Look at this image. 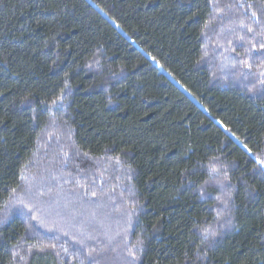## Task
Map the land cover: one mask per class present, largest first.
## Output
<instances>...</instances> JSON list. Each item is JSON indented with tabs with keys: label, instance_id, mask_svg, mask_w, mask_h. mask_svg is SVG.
<instances>
[{
	"label": "trees",
	"instance_id": "1",
	"mask_svg": "<svg viewBox=\"0 0 264 264\" xmlns=\"http://www.w3.org/2000/svg\"><path fill=\"white\" fill-rule=\"evenodd\" d=\"M262 45L264 0H0V264H264Z\"/></svg>",
	"mask_w": 264,
	"mask_h": 264
},
{
	"label": "rangeland",
	"instance_id": "2",
	"mask_svg": "<svg viewBox=\"0 0 264 264\" xmlns=\"http://www.w3.org/2000/svg\"><path fill=\"white\" fill-rule=\"evenodd\" d=\"M95 209L97 210V213H98V207L97 206H95ZM77 210V209H76ZM83 212V211H82ZM63 213H64V215L65 216H75V212L73 211V210H71V209H68V210H66V211H63ZM80 214V212L77 214V212H76V216L77 215H79ZM83 214V213H82ZM81 214V215H82ZM89 216H92V214H88ZM95 216V215H94ZM119 260V259H118ZM118 262V261H117Z\"/></svg>",
	"mask_w": 264,
	"mask_h": 264
},
{
	"label": "snow or ice",
	"instance_id": "3",
	"mask_svg": "<svg viewBox=\"0 0 264 264\" xmlns=\"http://www.w3.org/2000/svg\"><path fill=\"white\" fill-rule=\"evenodd\" d=\"M249 31H251V29H249ZM262 47H264V45H262ZM249 152H251V149H249ZM258 163H259V166H260V172L264 173V160H261ZM28 211H31V209H28Z\"/></svg>",
	"mask_w": 264,
	"mask_h": 264
}]
</instances>
